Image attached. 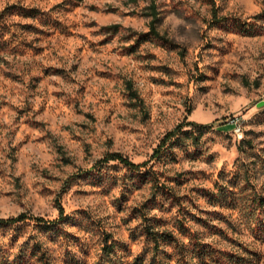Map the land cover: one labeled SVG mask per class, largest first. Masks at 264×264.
I'll return each mask as SVG.
<instances>
[{
    "label": "rangeland",
    "instance_id": "obj_1",
    "mask_svg": "<svg viewBox=\"0 0 264 264\" xmlns=\"http://www.w3.org/2000/svg\"><path fill=\"white\" fill-rule=\"evenodd\" d=\"M262 12L0 0V264H264Z\"/></svg>",
    "mask_w": 264,
    "mask_h": 264
},
{
    "label": "trees",
    "instance_id": "obj_2",
    "mask_svg": "<svg viewBox=\"0 0 264 264\" xmlns=\"http://www.w3.org/2000/svg\"><path fill=\"white\" fill-rule=\"evenodd\" d=\"M149 13L147 14L151 19L149 21V31L148 33L158 37V31L156 29V24L158 22V17H157V12H156V6L152 3L149 7H148ZM29 13V11L27 12ZM24 15V16H29V15ZM256 19H261L264 20V12L260 13L258 16L255 17ZM219 20H217L218 22ZM134 98H136V96L134 95ZM184 126H192L194 128H207L208 125H202V124H197L194 122H190L188 121L187 123H185ZM181 125L176 127L175 129H173L172 131L168 132L165 134V136L163 137V139L161 140V142L159 143V145L156 147V149L153 151L152 157H157L160 154V150L161 148L164 146L165 142L167 140H170L172 137H174L176 135V133H182V132H187V131H181ZM105 160H116L118 162H120L121 164H123L126 167H129L130 169H139L140 167H143L145 165V163H141V164H135L132 163L130 161H128L127 159L123 158L121 155L117 154V153H113L111 155H107L104 158ZM58 208V219H62L63 218V211L62 208L60 206L57 207ZM26 219H32L37 223H43V224H49L47 221H44L42 218L40 217H27L25 214H19L16 217L13 218H8V219H0V226H4V225H9V224H14L16 222H20ZM53 222V221H52ZM146 232L147 234L151 237V241L154 243L155 246V250H158V247L160 245H167L173 241H175V239L172 237L171 233H166L164 231H154L152 228L150 229L149 226L146 227ZM107 253H110V251H108ZM192 256L193 257H198L200 258H205V256H209L205 250H200V249H196L193 248L192 249ZM201 254V255H200ZM200 255V256H199ZM46 264V263H44Z\"/></svg>",
    "mask_w": 264,
    "mask_h": 264
},
{
    "label": "built area",
    "instance_id": "obj_3",
    "mask_svg": "<svg viewBox=\"0 0 264 264\" xmlns=\"http://www.w3.org/2000/svg\"><path fill=\"white\" fill-rule=\"evenodd\" d=\"M234 123H235V122H234ZM235 125H236V123H235ZM235 132L238 133V132H239V128H236V129H235Z\"/></svg>",
    "mask_w": 264,
    "mask_h": 264
}]
</instances>
